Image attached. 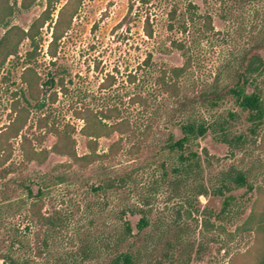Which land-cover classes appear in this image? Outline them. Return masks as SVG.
Instances as JSON below:
<instances>
[{"label":"rangeland","instance_id":"obj_1","mask_svg":"<svg viewBox=\"0 0 264 264\" xmlns=\"http://www.w3.org/2000/svg\"><path fill=\"white\" fill-rule=\"evenodd\" d=\"M222 1L55 0L48 4L47 0H33L23 8L21 0H8L12 13L7 25H0V36L9 25L26 30L34 18L47 12L36 35L40 44L35 56H25L30 46L28 39H23L17 53L0 63V251L13 239L31 244L33 251L34 227L26 215L29 199L25 186L34 191L38 183L43 186L42 210L56 211L62 221L51 233L48 254L34 258L36 264H55L63 252L74 250L76 237L88 219L94 221L95 231L107 233L119 222L118 212L134 205L147 207L151 216L160 220L157 227L162 231L157 233L155 253L172 232L179 236L177 225H188L171 264H253L257 235L242 230L241 224L251 215L264 225V117L251 131L246 112L229 95L212 108L203 100L212 89L223 91L232 82L233 59L252 43L247 7L242 18L237 9L232 11L236 13L233 19L223 18ZM173 7L180 23L190 21L168 30V12ZM206 13L211 17L208 30L201 19ZM56 18L60 19L57 32L62 36L56 42L55 56L50 57L47 44ZM145 20L151 28L150 37L143 30ZM172 41L180 42L183 49L174 47ZM257 52L264 62V48ZM187 58L182 75L172 78L168 69L183 65ZM27 66L33 67L43 81L40 108L27 96L23 82ZM50 77L52 84L47 82ZM261 77L264 79V74ZM169 82L177 86V96L166 90ZM52 92L54 102H50ZM183 97L189 100L187 113L205 121L225 120L226 138L240 136L236 144L229 145L217 138L218 133L206 132L187 145L198 153L201 163V175L190 185L199 182L208 189L206 195L198 196V206L190 208L189 216L183 211L191 202L190 196H185L182 188L175 192L174 185L160 176L162 162L167 168L177 164L176 152L163 151L160 146L167 131L180 136L176 121ZM131 98L136 101L131 102ZM17 107H27L28 115L24 127L14 136V130L7 127ZM85 108L107 114L106 122L126 118L131 123L127 135L114 132L96 139L98 153H107L109 145L119 139L120 149L114 156L82 169L52 152L41 163L24 160L25 148H49L54 142L38 121L41 116L47 124H72L75 150L86 153L87 138L79 133L82 120L75 117ZM229 169L240 171L252 189L228 184L221 195L213 194L223 172ZM116 174H126L124 184L107 186L106 179ZM91 183L101 185L103 190L88 192ZM227 195L232 196L231 206L220 214L222 199ZM3 197L7 199L1 201ZM136 217H128L133 228ZM173 219L179 220L177 224L171 223ZM151 233L148 227L139 236ZM101 262L92 259L80 264Z\"/></svg>","mask_w":264,"mask_h":264},{"label":"trees","instance_id":"obj_2","mask_svg":"<svg viewBox=\"0 0 264 264\" xmlns=\"http://www.w3.org/2000/svg\"><path fill=\"white\" fill-rule=\"evenodd\" d=\"M33 0H21V6L26 8ZM47 0V3L50 4ZM223 11L221 16L223 18L233 19L236 13L233 10H238V16L242 18L244 16L243 9L247 7L249 18L247 20L249 38L252 43L250 48L247 49L241 56L236 57L234 60L235 67L232 71V82L226 85L223 91H216L212 89L210 94L203 98L207 106L212 108L216 107L220 99L224 95H229L235 105L246 112V118L250 122V130L254 131L262 122L264 117V62L257 52V50L264 48V0H223ZM192 4L189 3L188 6ZM194 7V5H192ZM47 11H43L41 15L34 18L29 24L26 30L20 28L17 25L6 26V29L0 36V63H2L8 56L17 53V46L23 39H28L30 49L25 52V56L32 58L35 56V52L39 49V41L36 38L38 29L44 23V14ZM12 13V8L8 3V0H0V25H7V19ZM202 26L204 29H211V17L208 13L201 15ZM186 21H180L177 19L175 7L168 12L167 29H177L179 24H188ZM60 22L59 18H56L53 23L50 41L47 44V54L50 57L55 56L56 42L62 36L57 32V26ZM183 27V26H182ZM144 32L148 37L151 36V28L148 20H145ZM172 45L178 49H183V45L178 41H172ZM148 59H146L147 61ZM186 61L181 66L170 67L168 69L172 78H177L182 75L186 68ZM23 75L25 79V89L27 96L37 108H40V93L42 82L38 73L33 67L27 66L24 68ZM47 82L52 84V77L48 78ZM45 82V81H44ZM166 90H169L173 95L177 96L178 89L174 82L166 83ZM138 98V97H136ZM55 93H51L50 102H54ZM134 98H131V102H135ZM188 98L183 97L179 101V119L176 124L179 128L180 136L175 137L173 132L167 131L165 133L164 142L160 146L163 151L176 152L177 164L167 168L164 163H161L160 176L168 184L174 185L173 190L182 188L185 196H190L191 202L187 203L188 208L183 212L186 216L190 215V208L192 206H198V196L207 194V187L202 183L196 182L194 185H190L191 181H194L201 175V163L200 157L196 151L189 150L187 145L193 140L200 138L206 134V132L218 133L217 138L229 145L236 144L240 136L226 138V121H205L199 119L193 114L187 113L186 106ZM29 105V103H28ZM28 115L27 107H17L15 109V116L11 123L8 125V129L14 130V136L24 127L25 121ZM75 117L82 120L79 133L87 138L86 149L87 152L78 154L75 150V142L73 133L75 131L74 126L70 123L62 124H47L44 116L38 117V121L46 128V132L50 133L54 137V142L49 148H25L23 151L24 160L26 162L36 161L37 163L43 162L48 153L65 156L69 162L68 164L75 165L78 168H85L86 166L105 160L111 156H114L120 149L119 139L112 142L109 145L107 153H98L96 151V139L101 136H108L111 133L125 134L127 135L131 131V123L126 118H120L113 122H106L109 118L107 114H97L90 109H83L81 112H76ZM21 142L26 141V136L21 135ZM138 145H135V149H138ZM184 152V150H186ZM204 150V149H203ZM126 174H116L106 179L107 186H122L125 181ZM125 176V178H124ZM220 184L215 187L211 192L213 194L221 195L223 189H228L229 185L232 188L245 187L246 190L252 189L251 185L247 183L244 175L237 170H226L223 172V177L220 178ZM35 190L32 191L31 187L25 186V194L29 199L26 215L33 228V251H31V244L27 245L22 243L19 239H13L7 245L3 251H0V264H36L34 258H45V254L49 251V238L52 231L57 225V222L62 221V218L56 211L46 213L42 210L44 206L43 200V186L35 183ZM102 189L101 185H88V192L95 193ZM103 190V189H102ZM183 197V196H182ZM3 197L1 201L6 200ZM232 196L227 195L222 199L220 214H223L225 210H229L231 206ZM145 206L147 203H143ZM1 210V208H0ZM198 210L196 207L195 211ZM180 218L178 209L176 210ZM129 216H137L134 223V228L131 225ZM119 222L110 228V231H95L94 221L88 219L87 224L76 237V247L74 250L63 252L55 260V264H80V262H86L92 259L102 260L101 264H163L174 263L173 253L179 246V238L184 231H188V225L181 223L178 229V234L172 232L170 237L166 238L162 245L160 252H156L157 233L162 229L158 228L159 218L152 217L150 209L147 207L144 209L137 206H127L120 210L117 214ZM179 220L173 219L171 223L177 224ZM204 224V222H203ZM151 227L152 233L146 234L143 238H140V234H144V230ZM207 228V227H205ZM241 229L251 231L254 236L253 240V264H264V225H259L258 222L253 220L251 215L244 220L241 224ZM157 231V232H156ZM154 235V236H153ZM16 236V234H14ZM150 240L147 241L146 238ZM139 241V242H137ZM136 243V244H135ZM23 251H20V250ZM181 252H185L182 250ZM158 257H154L155 255ZM35 256V257H34Z\"/></svg>","mask_w":264,"mask_h":264}]
</instances>
